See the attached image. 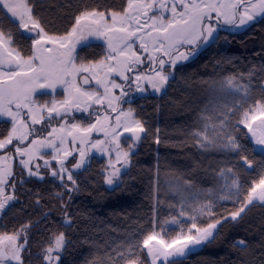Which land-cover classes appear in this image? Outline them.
Segmentation results:
<instances>
[{
	"label": "snow or ice",
	"instance_id": "snow-or-ice-1",
	"mask_svg": "<svg viewBox=\"0 0 264 264\" xmlns=\"http://www.w3.org/2000/svg\"><path fill=\"white\" fill-rule=\"evenodd\" d=\"M2 10H6L5 15L18 30H23L20 36L31 40V50L29 55H22L21 49L15 46L12 31L6 32L0 25V118L10 122L6 134L0 136V151H3L0 155V210L17 199V165L21 185L25 176L44 180L41 172L44 167L49 169L51 177L59 180L71 200V193L79 190L73 170L83 168L89 154L95 151L108 157L102 174L105 183L113 185L119 179L121 168L128 166L136 144L148 133L145 123L135 118L130 106L133 86L140 93L146 91L145 84L155 93L166 90L177 63L189 58L190 54L180 50L182 47L207 43L221 22L239 28L257 17H264V0H126V6L119 11L85 7L74 17L70 30L62 35H52L45 30L33 16L28 0H0ZM93 40L106 45L104 55L98 59L80 55V50L93 46ZM218 83L221 91L248 95V88L237 83L234 76ZM58 88L62 89V99L55 97ZM38 95H51V99L41 101ZM123 104L129 107L125 109ZM215 111L218 116L201 114L203 126L191 133L193 140L200 148L234 152L251 168L253 161L240 155L242 146L228 130L232 108L225 106ZM76 113L87 114L88 122L77 120ZM54 120L58 123L53 124ZM256 121L264 129L262 100L244 110L238 123L248 128L255 145L264 154V130L257 135L253 128ZM38 125L42 127L37 128ZM44 127L48 131L41 134ZM94 132L103 133L104 138L93 139ZM122 138L127 149L122 146ZM156 142H160L159 138ZM69 157L75 159L71 169ZM39 161H43V165ZM52 161L57 167L52 166ZM226 171L236 176L233 168ZM224 172L222 169L220 175ZM185 184L190 182L185 181ZM228 188L229 193L220 199L234 197L240 203V207L229 214L233 221L254 201L264 202V175L253 182L246 193L237 178L232 179ZM232 188L236 191L232 192ZM64 192L56 195L61 207L66 209ZM241 195L243 201H240ZM37 196L39 204V194ZM212 209L213 204L209 202L200 204L194 211L212 216ZM189 219L192 223L187 231L182 229L171 239L161 236L153 221V230L142 241L122 246L124 250L116 252L113 264H145L141 252L150 259V264L158 261L169 264L170 258L183 257L214 238L222 222L215 219L206 226H199L195 215ZM172 223L178 221L173 218ZM71 224L72 219L65 210L64 225L70 227ZM30 227L31 224H26L11 234L0 233V264H23L22 253ZM66 244L64 232L52 234L40 254L43 264H60Z\"/></svg>",
	"mask_w": 264,
	"mask_h": 264
},
{
	"label": "trees",
	"instance_id": "trees-1",
	"mask_svg": "<svg viewBox=\"0 0 264 264\" xmlns=\"http://www.w3.org/2000/svg\"><path fill=\"white\" fill-rule=\"evenodd\" d=\"M28 3L33 16L52 35L70 30L74 17L85 7L119 11L126 6V0H28ZM5 13L6 10L0 11V25L6 32L12 31L15 46L21 49L22 55H29L31 40L20 36L23 30H18ZM92 45L80 50V55L101 58L105 45L98 42ZM228 76L245 85L248 95L221 91L218 82ZM257 100L264 101V17L250 31H238L231 38L222 36L218 43L178 70L161 94H144L133 99L130 106L135 117L145 123L148 133L132 150L129 165L115 186L107 185L102 174L108 159L95 154L89 155L83 168L73 170L79 190L71 193V200L60 182L52 177L39 180L25 176L21 185L17 165V199L0 210V233L11 234L31 224L22 253L23 264H43L42 249L52 234L60 232L67 239L60 264H113L116 252L124 250L122 246L142 241L153 230L154 219L156 228L163 229V237L170 239L182 229L187 230L192 223L190 216H196L199 226L229 217L222 219L214 238L204 242L201 250L170 258L169 264H264V203L254 201L233 221L229 214L240 203L234 197L220 199L229 193L233 178L238 179L246 193L264 175V154L256 148L248 128L238 123L243 111ZM225 106L232 108L228 130L242 146L240 155L253 161L251 170L238 154L212 147L200 148L192 138L191 133L203 126L202 113L218 116L215 110ZM9 128L10 122L1 118L0 136ZM230 167L235 177L226 171ZM171 180L183 183V191L170 189ZM59 192H64L66 209L61 207L56 195ZM243 199L241 195L240 201ZM209 202L213 204L214 215L194 211L200 204ZM65 210L72 219L70 227L64 225ZM173 218L178 223L169 228L162 226ZM240 241L244 244H239ZM141 255L145 264H150L143 252Z\"/></svg>",
	"mask_w": 264,
	"mask_h": 264
},
{
	"label": "flooded vegetation",
	"instance_id": "flooded-vegetation-1",
	"mask_svg": "<svg viewBox=\"0 0 264 264\" xmlns=\"http://www.w3.org/2000/svg\"><path fill=\"white\" fill-rule=\"evenodd\" d=\"M261 19H263V17H257V19H256L255 21L249 22L248 25H246V26H242V27H239V28L234 27V26L224 25V24L221 22L219 25H217V31L213 33L212 37H210V38L208 39L207 43L201 42L198 46H191V47H189V46H184V47H182L180 50H181V51H184L186 54H190V55H192V56H190L192 59L190 58L191 60H190L189 62L187 61V62H185V63H181V62L179 61V62L177 63V65H176L175 70L173 71V75H172V77H173V76L176 74V72H177L178 70H180L182 67L188 65L189 63H191V62H193L195 59H197L199 56H201V55L205 52V50H206L210 45H214V44L218 43V42L221 40V37H222V36H225V37L231 38V36L236 35V33H237L238 31H244V30H246V31H247V30L250 31V30L252 29V27H253L257 22H259ZM213 23H215V21H213ZM92 42H98V43L104 44V43H102V42L95 41V40H93ZM105 48H106V45H105ZM140 70L142 71V70H144V69L142 68V69H140ZM166 71H167V67H166ZM170 78H171V77H170ZM145 88L147 89V91H145L144 93H140V92H136V91H135V86H133L132 90L130 91V96L132 97V100H133L134 98L139 97V96L144 95V94L155 93V92L151 89V87L148 86V85H146V84H145ZM126 90H127V89H126ZM117 92H118V91H117ZM162 92H163V91H162ZM162 92H161V93H162ZM161 93H157V94H161ZM155 94H156V93H155ZM55 97H56V99H59V98L63 97V95H62V90H61V89L57 90V92H56V94H55ZM50 99H51V97L48 98V100H50ZM125 99H127V98H125ZM122 106H123L125 109H126V107H129L127 104H123ZM112 115H113V117L115 116L114 113H112ZM75 116H76V119H77V120H81V121H82V120H85L86 122H88L87 114L76 113ZM69 122H72V121H69ZM52 123H53V124H57L58 121L54 120V121H52ZM37 128H41V126H37ZM47 130H48V129L45 127V131L42 130L41 134L46 133ZM54 163H55V162H54ZM54 163H53V164H54ZM72 164H73V162H70V161L68 162V167H69L70 169H71ZM54 167H57V165L54 164ZM41 172L44 174L45 178L51 177V176L49 175V169H46V170H45V168H44V169L41 168ZM52 178H53V177H52ZM53 179H55V178H53ZM55 180H57V179H55ZM58 181H59V180H58Z\"/></svg>",
	"mask_w": 264,
	"mask_h": 264
},
{
	"label": "rangeland",
	"instance_id": "rangeland-1",
	"mask_svg": "<svg viewBox=\"0 0 264 264\" xmlns=\"http://www.w3.org/2000/svg\"><path fill=\"white\" fill-rule=\"evenodd\" d=\"M96 41V40H95ZM99 42H102V41H99ZM103 43V42H102ZM190 56H192V55H189V58L187 59V60H182V61H180L181 63H185V62H189L192 58L190 57ZM191 58V59H190ZM60 88H58L57 90H59ZM62 90V89H61ZM118 91V90H117ZM146 91H147V89H146ZM117 94H119V91L117 92ZM37 98L39 99V100H41V101H44V100H48V98H42V97H40V95H38L37 96ZM63 97H61V98H59V99H62ZM126 108H128V107H126ZM135 116V115H134ZM242 116H243V114H242ZM136 118V117H135ZM241 119H242V117H241ZM39 126V125H38ZM37 127V126H36ZM42 127V126H41ZM253 128H254V130L256 131V133H257V135H260V133H261V131L262 130H264V129H262V126L260 125V123H259V121H256L255 123H253ZM42 130H44L45 131V127L44 128H42ZM48 131V130H47ZM127 135V134H126ZM250 135H251V138L253 139V141H254V137L252 136V133L250 132ZM92 138L93 139H97V138H99V139H103L104 137H103V133H96V132H94L93 134H92ZM140 142V141H139ZM139 142L136 144V146L134 147V149L133 150H135L138 146H139ZM255 143V142H254ZM122 146L125 148V149H127V143L126 142H124V140H123V138H122ZM256 148H258L257 146H256ZM214 150H217V149H215L214 148ZM92 154H95V155H99V156H101L99 153H96L95 151H93L92 153H90L89 155H92ZM0 155H3V151H0ZM74 156H75V158H77L78 159V156H76V154H74ZM103 157H106L107 159H108V157L107 156H103ZM46 159H48L49 157H45ZM114 158V157H113ZM69 161L70 162H75V159L73 158V157H69ZM55 161H52V166L54 167V163ZM129 162H130V158H129ZM15 163V162H14ZM39 163L41 164V165H43V161H39ZM54 163V164H53ZM129 165V164H128ZM118 167H119V165H118ZM42 169H44V167H41ZM47 168H45V170H46ZM125 168H121V173H122V171L124 170ZM15 171H16V168H15ZM120 173V174H121ZM119 181H120V176H119V179L113 184V185H109L110 187H113V186H115L116 184H118L119 183ZM168 185H169V188L170 189H172V190H174V191H177V192H179V191H183V189H184V185H183V183H180L178 180H171V181H169V183H168ZM236 190H234V192H235ZM154 221H155V223H156V225H157V221L154 219ZM176 223H172V220H169L168 222H166V223H163L162 224V226L163 227H166V228H169V227H171V226H173V225H175ZM155 230L157 231V232H160V234H161V236H163V234H162V232L160 231V230H158L157 228H155ZM185 231H187V230H185ZM166 239V238H165ZM171 239V238H170ZM161 263V261H158L157 262V264H160Z\"/></svg>",
	"mask_w": 264,
	"mask_h": 264
},
{
	"label": "water",
	"instance_id": "water-1",
	"mask_svg": "<svg viewBox=\"0 0 264 264\" xmlns=\"http://www.w3.org/2000/svg\"><path fill=\"white\" fill-rule=\"evenodd\" d=\"M1 119V118H0ZM242 161V160H241ZM242 163L244 164V162L242 161ZM246 167H247V165H246ZM248 168V167H247ZM249 170H251V169H253V164H252V167L251 168H248ZM264 203V202H263ZM204 247V245H203V243L201 244V245H198V246H196L195 248H194V250L193 251H191V252H196V251H199V250H201L202 248ZM190 253V252H189Z\"/></svg>",
	"mask_w": 264,
	"mask_h": 264
}]
</instances>
